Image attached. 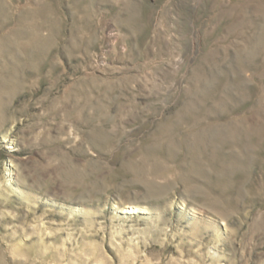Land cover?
<instances>
[{
    "label": "rangeland",
    "instance_id": "obj_1",
    "mask_svg": "<svg viewBox=\"0 0 264 264\" xmlns=\"http://www.w3.org/2000/svg\"><path fill=\"white\" fill-rule=\"evenodd\" d=\"M0 264H264V0H0Z\"/></svg>",
    "mask_w": 264,
    "mask_h": 264
}]
</instances>
